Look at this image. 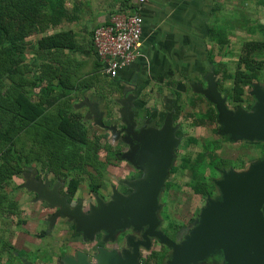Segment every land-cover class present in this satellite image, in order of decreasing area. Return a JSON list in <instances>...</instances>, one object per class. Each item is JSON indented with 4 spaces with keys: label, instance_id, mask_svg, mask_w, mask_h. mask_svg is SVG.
I'll use <instances>...</instances> for the list:
<instances>
[{
    "label": "rangeland",
    "instance_id": "1",
    "mask_svg": "<svg viewBox=\"0 0 264 264\" xmlns=\"http://www.w3.org/2000/svg\"><path fill=\"white\" fill-rule=\"evenodd\" d=\"M217 2L222 5L216 10L218 16H216L215 22L219 27H225L229 39H227L223 48H219V46L212 48L215 54L213 57L214 62L217 66L209 62L210 59L207 58L205 72L199 74L197 80L187 79L184 76L186 78H183L182 81L189 87H191V83L205 87L207 85L206 76L214 67L219 90L227 98L228 106L234 110L242 108L250 111L256 103L254 96L251 94L254 85L264 84V48L262 46L264 35L260 30V26L264 25V0H217ZM74 4L80 6L79 14L82 17L79 18L80 23L79 20L78 23H75L76 25L73 24L74 26H72L78 33L89 35L88 33H92L91 31L99 24V0H67L66 5L69 9ZM58 30V28L40 27V30L28 36L27 42L29 45L26 50L28 59L30 60L35 54H39L41 58L44 57L46 55L45 50L39 49L38 41L53 35ZM252 59L257 63L256 71L260 77L254 80V83L250 86L240 85L236 82L237 76L250 72L245 60ZM37 62L39 61L37 60ZM178 81L181 80H175L173 83L175 89L179 85ZM102 83L103 88L97 91L105 95L104 103L107 108L105 109L110 110V119L117 122L119 120L118 110H115V105L108 99L112 91L111 82L103 77ZM180 87L182 86H178V88ZM184 89L186 90L178 94L179 98L180 96L182 98L176 111L183 125H181L182 130L180 131L183 140L182 148L176 164L179 165L183 162L184 165L187 159L193 162L206 149L212 151L215 157L213 165L211 164L213 159L210 156L205 157L203 163L199 164L197 175V178L201 181L208 182L210 185L208 189L212 191V196L197 194L193 191L191 183L197 179H194L192 170L188 168L172 174L171 177L173 181L178 183V186H174L173 189L161 196L163 203L160 216L163 219V230L168 236L173 237V227H181L180 235H182V238L183 234L195 225L202 209L207 205L208 196L216 198L220 195L216 181L222 178L224 170L244 171L250 164L264 157V141H232L223 137L212 103L200 93L193 96L192 88L185 87ZM36 91H39V89ZM37 98L35 94L33 99L36 100ZM68 98L74 107L76 106L75 109L83 115V109L80 110L77 107V103L81 101L82 93H71ZM212 116H214V120L216 119L215 121L212 120ZM199 117L203 119L199 121ZM87 124L90 127L91 124L89 122ZM106 134L108 137L102 139L101 145L104 146L105 142H110L112 151L108 153L106 148L100 151L101 166L104 170L101 177L104 194L110 191L113 184L119 188L121 186L119 185L120 178H128L130 171L126 167L116 168L117 164L113 158L114 144L111 137H109V132H106ZM191 139H196V141ZM88 170L94 173L90 167H88ZM34 172H38V175L35 176ZM29 176L40 178L43 183L46 181L48 184L53 181L56 182L57 178H62V180H65V186L70 178V175L68 177L56 175L53 171L44 170L42 165L36 164L35 167L25 170L20 176L14 177L9 184L4 186L1 191L8 196L5 202L7 203L9 199L16 200L20 212L19 214L18 212L11 214L12 211H0V264H28L27 262L29 264H59L61 249L64 245L67 247V243L73 239L72 232L74 230H71L73 226L71 227V224L63 219L60 220L59 216H56V220H51L55 209L50 208L52 206L42 202L43 200L34 199L33 193L35 190L28 185V179L31 178ZM81 178L82 181L78 186L77 195L79 199H87V197L89 198L87 194L90 182L88 173H83ZM4 242L12 248L3 247ZM156 248L155 250H159L158 245ZM163 248L166 250L164 253L165 262L169 259L168 255H171V248L167 245ZM10 250L14 252L13 256ZM16 250L22 252V254H17ZM149 253L150 251L147 254ZM147 264H156V262L148 260ZM222 264H224V261Z\"/></svg>",
    "mask_w": 264,
    "mask_h": 264
},
{
    "label": "trees",
    "instance_id": "2",
    "mask_svg": "<svg viewBox=\"0 0 264 264\" xmlns=\"http://www.w3.org/2000/svg\"><path fill=\"white\" fill-rule=\"evenodd\" d=\"M122 1L130 3V0ZM66 4L67 0H0V211L3 212L19 214L17 201L9 199L6 203L8 196L1 190L11 179L36 164L56 175H70L67 184L70 195L76 194L82 181L81 175L86 172L91 191H98L99 177L103 170L100 151L103 148L108 153L112 151L110 142L101 145L102 139H106L108 135L96 132L92 134L83 115L68 98L73 90L92 84H89L91 82L88 77L70 74L72 69L81 67L82 64L71 56L79 45L72 30L62 29L66 22H74L80 18L81 9L74 4L70 10ZM40 27L60 30L38 41L39 49L45 50L44 57L35 54L29 60L26 53L29 45L27 37L40 30ZM218 28L216 24L210 29V33L217 47L223 48L227 39L225 33ZM260 28L264 35V25ZM262 46L264 48V42ZM210 59L215 64L214 58ZM245 61L250 72L237 76L236 82L250 86L260 76L256 71L257 63L253 59ZM99 67L102 68L100 61ZM35 94L38 97L36 100L33 99ZM214 110L217 116L215 107ZM202 119L199 117V121ZM212 120H216L214 116ZM207 156L213 159V165L215 155L206 149L193 162L185 160L184 167L191 169L194 179H197L191 183L193 191L212 196L208 182L197 178L199 164ZM88 167L95 174L89 172ZM174 228L181 229L176 226ZM3 247L12 248L6 242ZM16 251L17 254H22ZM10 253L13 256L12 250ZM164 258V253L156 250L150 255V260L156 264H167ZM223 261V252L219 250L211 254L204 264H222Z\"/></svg>",
    "mask_w": 264,
    "mask_h": 264
},
{
    "label": "water",
    "instance_id": "3",
    "mask_svg": "<svg viewBox=\"0 0 264 264\" xmlns=\"http://www.w3.org/2000/svg\"><path fill=\"white\" fill-rule=\"evenodd\" d=\"M214 71L212 67L206 76L205 87L197 84L191 86L215 104L221 134L230 135L232 141H264V90H261L259 84L254 85L251 94L255 96L256 103L250 111L231 109L227 98L219 90ZM173 133L174 128L168 118L161 128L151 134L144 131L143 136L152 135V138L143 142L145 145L151 143L149 151L158 154L178 142ZM165 175L164 171H149L147 178L141 183L153 181L154 187L151 189L139 187L129 196L114 189L109 204L97 197L98 206L93 205L89 213H78V207L72 213L74 216L69 215L75 218L77 230L84 231L91 240L100 230L113 234L127 226H133L134 231L141 230L143 225L148 226L143 234L148 241L146 247L150 248L151 239L156 238L171 248L167 264L204 263L211 254L219 250L223 252L224 264H264V157L250 164L244 171L224 170L222 178L216 181L220 198L208 196L207 205L202 209L195 225L179 242L157 229L160 224L157 211L161 207L158 197ZM53 192L54 197L58 198L56 190ZM58 203L51 204L61 206L55 217L59 214L66 215L62 205ZM53 219L54 216L51 220ZM124 263L118 257L113 259L105 256L100 260V264Z\"/></svg>",
    "mask_w": 264,
    "mask_h": 264
},
{
    "label": "crops",
    "instance_id": "4",
    "mask_svg": "<svg viewBox=\"0 0 264 264\" xmlns=\"http://www.w3.org/2000/svg\"><path fill=\"white\" fill-rule=\"evenodd\" d=\"M130 1L129 4L122 0H99L98 25L120 13L138 11L144 18L141 53L130 66L120 70L116 79L107 77L103 67H99L92 44L93 30L89 35L78 33L73 26L80 19L66 22L62 29L72 30L79 45L71 56L82 64L81 67L72 69L70 74H77L81 78L88 77L91 82L89 84H92L71 92L82 93L77 107L83 109L84 121L87 126L88 122L91 124L88 127L92 132H109V137L118 133L114 124L116 122L110 119V110H106V97L97 91L103 88V77L111 82L112 91L108 99L115 105V110H118V117L125 116L127 111L133 123H136L138 117H152L153 120L161 121L168 112L166 120L169 118L173 125L175 121L180 122L179 114L176 113L182 98H179V92L187 87L192 88L193 96L199 95L182 79L187 77L197 80L199 74L205 72L207 58L209 60L215 56L212 48L217 47L210 33V29L217 24L216 10L222 5L217 0H149L144 5H139L137 0ZM218 29L225 33V39H229L224 26ZM209 62H212L211 59ZM175 80H181L178 81L177 89L173 84ZM180 85L181 89L178 88ZM152 129L154 127L149 128L148 132L153 131Z\"/></svg>",
    "mask_w": 264,
    "mask_h": 264
},
{
    "label": "flooded vegetation",
    "instance_id": "5",
    "mask_svg": "<svg viewBox=\"0 0 264 264\" xmlns=\"http://www.w3.org/2000/svg\"><path fill=\"white\" fill-rule=\"evenodd\" d=\"M259 85L261 87V90H264V84L259 83ZM254 101H256L255 96ZM212 105L216 108L215 104L212 103ZM124 114L126 115L119 116V120L114 123L117 126L116 131L118 134L116 136H111L112 142L114 144L113 158L117 164L116 168L120 169L121 167H126L127 170H130L128 178H120L119 185L121 186L119 188L118 186L113 184L110 187V191L107 194H104V192L102 191L103 185L101 183V177L103 176L104 172V170H102L101 177H99L100 184L98 191L93 192L89 187V192L87 194L89 198L87 197V199L85 198V200L82 198H78V191L75 195H70L67 192V185L65 186V180H62V178H57L56 182L53 181L52 183L48 184L46 181H44L43 183L40 178L35 177L38 175V172H34V177L29 176V178H31L28 179V185L32 186V188H34L35 190V192L33 193L34 199L37 198V200H43L42 202H45L49 206H52L51 204L53 202H57V204H59L58 202H60V205H62L66 214H59L58 216L60 220L63 219L71 224V227L73 226L71 228L72 231L74 230L72 232L73 239L67 243V247H65L66 245H64V247L61 249L60 255L62 259L59 258V264H82L85 262L87 264H100V260L105 256L113 259L116 257L121 258L122 261H125L124 264H147V261L150 260L152 251L157 249V245L159 246V250L156 251L163 253L166 252L165 248H163L166 247V245L160 243L156 238L151 239L150 248L146 247L148 241L146 238H144L143 234L145 233L148 226L143 225L141 227L142 229L138 231H134L133 226H127L125 229L117 230L113 234L104 230H100L94 234L93 240H91L88 238L87 234H85L84 231L77 230L75 218L71 217L72 213L77 210L78 207H80L79 212L77 211L78 213H80L81 211L83 213H89L93 205L98 206L97 197H99L104 203L109 204V202L112 201L114 189L118 190V192L125 196L132 195L139 187L151 189L152 187H154L153 181H148V183L145 184H142L141 181L147 178V174L149 173V171L155 173L164 171L166 177L163 181V185L158 197L161 207L157 211V218L160 221L157 229L162 230L165 233L162 226L163 219L160 216V211L163 203L161 200V196L163 195V193L169 191L170 189H173L174 186H178V183L173 181L171 177L172 174L179 173V170L186 169L183 165V162L179 165L176 164V161L180 156V149L182 148L183 142L182 134H180V131L182 130V124L178 121L173 122V137L174 139L178 140L175 145L173 144L167 150H164L163 152L160 151L158 152V154L155 151L151 153V151H149L151 143L145 145L143 141L147 142L148 139L152 138V135H150L151 137H145L142 133L144 131L148 132V129L151 127H154V129H152L153 131L161 128L166 122L165 120L168 116V112L165 114L164 118L161 121H159V119L153 120L152 117H147L144 119H142L143 117H138L136 123L132 122V120L130 119L131 117L129 116L127 111H125ZM148 133L151 134L152 131H149ZM223 137L231 140L230 135H223ZM125 154H128L127 158H124ZM159 168L165 170H159ZM55 190L58 193V198L54 197L53 191ZM216 199H218V196L216 197ZM60 207H50L55 209L52 213L54 216L59 212ZM173 231L174 232L172 234H174V236L169 237L176 242L181 241V231L174 227ZM149 251L150 253L147 254ZM168 256L170 257L171 255ZM167 261L168 260H166L165 263H167ZM27 263L29 264V262Z\"/></svg>",
    "mask_w": 264,
    "mask_h": 264
},
{
    "label": "built area",
    "instance_id": "6",
    "mask_svg": "<svg viewBox=\"0 0 264 264\" xmlns=\"http://www.w3.org/2000/svg\"><path fill=\"white\" fill-rule=\"evenodd\" d=\"M149 0H137L144 5ZM144 18L138 12L120 13L98 25L92 35V44L104 73L116 79L120 70L130 66L141 53Z\"/></svg>",
    "mask_w": 264,
    "mask_h": 264
}]
</instances>
